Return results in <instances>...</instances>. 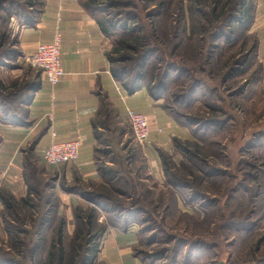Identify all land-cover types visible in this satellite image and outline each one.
<instances>
[{
    "label": "rangeland",
    "instance_id": "rangeland-1",
    "mask_svg": "<svg viewBox=\"0 0 264 264\" xmlns=\"http://www.w3.org/2000/svg\"><path fill=\"white\" fill-rule=\"evenodd\" d=\"M247 1L254 6L255 0ZM133 2V8L110 13L118 22L129 12L134 20L128 28L142 30L144 51L154 58L144 72L145 83L167 88L163 105L188 129L187 139L177 136L171 147L157 149L162 183L149 174L144 154L148 147L136 143L129 124H120L112 112L102 114L104 130L95 154L97 169L100 175L108 173V183L85 182L77 175L72 183L62 184L30 159L25 173L34 191L32 208L3 219L0 264H44L61 221L69 260L81 233L88 238L102 227L125 231L115 228V219L121 221L120 228L126 221L138 229L134 254L147 264H171L173 258L175 264H264V56L258 57L256 38L235 24L230 38L226 33L216 38L227 28L223 22L212 23L221 10L210 1ZM160 2L165 3L161 9ZM15 42L10 33L0 46V52L18 53L0 67V82L6 87L40 75L21 58ZM127 53L125 63L115 69L133 66L139 55ZM71 186L103 198H93L97 206L67 193ZM63 193L75 198L72 206L63 202ZM77 209L82 217L89 209L97 211L90 234L85 223L77 224ZM90 240L85 245L88 255L94 244ZM83 258V251L77 252L74 264ZM92 264L103 263L96 258Z\"/></svg>",
    "mask_w": 264,
    "mask_h": 264
},
{
    "label": "crops",
    "instance_id": "crops-1",
    "mask_svg": "<svg viewBox=\"0 0 264 264\" xmlns=\"http://www.w3.org/2000/svg\"><path fill=\"white\" fill-rule=\"evenodd\" d=\"M86 1L41 0L43 9L35 26H20L13 20L10 23L9 29L16 38L15 48L23 60L38 44L51 43L58 37L64 72L63 78L54 86L49 85L40 72V89L27 107L28 126L0 124V189L16 201L26 198L28 194L29 184L25 173V160L28 157H33L34 162L43 167L44 173L58 181L62 179L72 183L76 173L85 182H101L95 151L100 146L99 132L104 130L99 123L101 111L106 107H109V113L115 114L120 124L127 122V108L147 118L153 145L144 150V154L151 165L149 174L160 183L164 176L159 167L157 149L171 147L174 137L187 139L188 129L179 126L169 116L163 100L153 99L146 86L128 95L122 85L115 81L113 64L107 58L115 42L101 32L96 21L85 11L83 4ZM252 12L253 20L246 33L255 36L258 57L264 56V0H255ZM93 122L97 124L96 129ZM43 131L36 147L28 151L32 141ZM51 132L55 133L58 142H79V158L74 164L59 169L45 166L43 151L50 142ZM61 199L70 206L75 202V198L67 193H63ZM176 199L178 203L180 198L176 196ZM4 210L0 200V238L5 236ZM139 236L135 225L125 231L108 229L102 236L97 262L147 264L134 254Z\"/></svg>",
    "mask_w": 264,
    "mask_h": 264
},
{
    "label": "trees",
    "instance_id": "trees-1",
    "mask_svg": "<svg viewBox=\"0 0 264 264\" xmlns=\"http://www.w3.org/2000/svg\"><path fill=\"white\" fill-rule=\"evenodd\" d=\"M133 1L134 0H87L83 4V8L96 21L101 32L106 37L113 39L115 42L113 51L107 54L109 62L113 64L112 75L115 81L119 82L122 85L128 95H133L135 92L140 90L142 86H146L150 96L153 99H162L167 92V88L163 87V85L152 88L148 83H145L146 77L144 72L146 69H149L150 64L152 63L154 58L152 52L144 51L147 46V41L144 35H142V30L140 28H135L134 25L128 28V22L132 23L134 20L133 16L129 12L123 13V16L121 18H124V21L118 22L117 19H115L110 13L111 10L116 8L135 7ZM148 1L149 3H152L154 0ZM207 1H210V3L214 5V8L219 7L221 10L219 14L214 17L212 23L223 22L225 27L227 28V30H219V33L217 35L218 37L216 38L223 39L225 33L228 35V38H230L231 29H233L234 24L238 26L237 28H240L241 32L246 31L251 25L253 20V12L252 6L247 0H225L224 2L223 0H205V3ZM159 5L161 9L165 5V3L160 2ZM42 9L43 3L41 2V0H0V46H5V43L8 41V37L11 33V30L8 27L10 26L12 20H16L20 26L24 25L33 27L36 25L37 20L42 13ZM15 44L13 45V47L15 46ZM9 50H2V52H0V67L5 66V62L10 61L12 58L17 56V52L12 51V53H10ZM127 52H137L139 55L138 58L132 62L133 66L127 67V69H115V66H118L116 64L120 65L125 63L123 57L128 54ZM167 79L169 80V78ZM39 89V74H36L32 81H26L23 84L14 83L13 85L11 84L6 87L2 82H0V124L28 126L30 122H28L27 107L30 104L34 94ZM164 108L169 116L174 118L172 116V111L166 107ZM108 110L110 111L109 107H106V109H102L101 113L103 114V112L105 113L106 111L105 115L107 116L109 113ZM96 127L97 124L93 122V128L96 129ZM43 133L44 131L32 141V143L29 145L28 151H33V149L38 144L40 136ZM96 152L97 151H95V154ZM30 159H32L34 162L33 157H28L25 160L26 169L29 165L31 166L32 164L30 163ZM76 176L77 174L75 173L74 179L78 178ZM100 176L103 179L104 183H108V180H106L108 173H103ZM64 183L66 184V182L63 180L62 184ZM66 189L67 193L74 196L78 195L83 199H90L88 201L93 200V198H103L94 193L83 192L82 190H79L74 186H71L70 188L68 187ZM32 192L34 193V191L29 187L26 198L16 201L12 196L7 194L6 191L0 189V200L5 207V210L2 213V218L6 219L8 215L14 217L21 208H32L34 200L31 199L33 196ZM39 199L42 201V198ZM91 202L97 205L96 201L93 200ZM88 211L89 213L83 214L82 217V212L80 211V209H77L75 217L77 219V224L80 222V225H83L85 223L88 226L86 229V234H90V230L92 229V221L96 223V221H94V217L96 216L97 212L94 209H89ZM85 215L86 217H84ZM83 219H87V221L83 222ZM40 224L42 225V221H40ZM120 224H118L117 219H115V228H119L122 230H126L129 228V223L126 221L124 222V227L120 228ZM63 227L64 222L61 221V224L59 225L56 232V237L52 242V246L48 251H46L44 264H74L75 260L77 259V252L79 251H83L84 255V260H82L81 264H92V262H94L97 258V255L99 253V249H97L99 246V241L102 235L105 233L107 227H102L98 231V233H95L93 236H89L88 238H86V236L82 233L81 235L77 236L76 240L79 245H77L75 249H73V255L70 256L69 260L66 259V254L62 242ZM6 229L7 233L10 235L11 232L8 230V228ZM89 238H91L90 241L94 242L92 247L93 250L90 251L91 255H88L87 252L85 253V245L87 244V241H89ZM33 258L34 255H32L31 260ZM67 261L68 263H66ZM171 264H175L174 258L171 260Z\"/></svg>",
    "mask_w": 264,
    "mask_h": 264
},
{
    "label": "built area",
    "instance_id": "built-area-1",
    "mask_svg": "<svg viewBox=\"0 0 264 264\" xmlns=\"http://www.w3.org/2000/svg\"><path fill=\"white\" fill-rule=\"evenodd\" d=\"M24 61L31 69L43 73L47 83L51 86L56 85L64 76L58 37L51 43L38 44L31 54L24 57ZM126 121L136 143L148 148L153 145L149 122L145 116L127 108ZM55 138V133L51 132L50 142L43 151L42 159L45 165L59 169L62 166L74 164L79 158V142L76 140L58 142Z\"/></svg>",
    "mask_w": 264,
    "mask_h": 264
},
{
    "label": "water",
    "instance_id": "water-1",
    "mask_svg": "<svg viewBox=\"0 0 264 264\" xmlns=\"http://www.w3.org/2000/svg\"><path fill=\"white\" fill-rule=\"evenodd\" d=\"M219 264H224V263H219Z\"/></svg>",
    "mask_w": 264,
    "mask_h": 264
}]
</instances>
